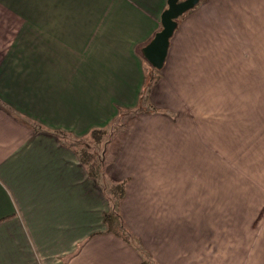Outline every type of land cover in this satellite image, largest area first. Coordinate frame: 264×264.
I'll return each instance as SVG.
<instances>
[{
    "label": "crops",
    "instance_id": "0c3cea01",
    "mask_svg": "<svg viewBox=\"0 0 264 264\" xmlns=\"http://www.w3.org/2000/svg\"><path fill=\"white\" fill-rule=\"evenodd\" d=\"M167 1L0 0V264H264V0L179 17L148 94L176 113L103 149L130 241L69 142L141 106Z\"/></svg>",
    "mask_w": 264,
    "mask_h": 264
},
{
    "label": "trees",
    "instance_id": "16d2710c",
    "mask_svg": "<svg viewBox=\"0 0 264 264\" xmlns=\"http://www.w3.org/2000/svg\"><path fill=\"white\" fill-rule=\"evenodd\" d=\"M199 3V2H198ZM197 5V4H196ZM145 85L144 89L141 93V96H143L144 92L146 94H149L150 89L156 85L157 82H159V77L153 75L151 72L146 71L145 73ZM143 98V97H142ZM150 109L152 110L151 112H154L155 107L153 105H149ZM142 111L141 106L138 107L136 110L130 111V110H124V109H119L118 114L114 120L111 121V123L106 126L105 128H100V129H92L90 130L88 137L86 139L91 140L92 142L94 141L96 144H102L103 149H106L107 145L110 144L113 136L117 134L125 125V123L133 118L134 116L140 114ZM58 135L62 138H66L67 135L62 133V132H57ZM86 139L83 140H71L69 141L72 144V147L74 148L75 152L78 155V158L80 162L86 166L88 170V174L91 178L96 179L99 181L100 186L104 188V191L106 193V196L108 197L110 203H111V211L109 213H106L104 221L108 229H113L114 232H116L119 236L122 238L126 239L127 241L131 240V236L126 230V227L123 224V221L121 217L118 214V206L119 202L123 198L124 192H125V183H119L115 185H109L110 188L106 183H103L102 181V164H103V159L102 156L99 158V161H97L96 158V163L94 165L90 164V155L88 154V147H85L86 151L84 153L82 151L78 152L76 150V147L80 142H85ZM87 153V154H86ZM98 169V170H97ZM112 196V198H111ZM113 223H116L118 225V229H114L115 227L113 226Z\"/></svg>",
    "mask_w": 264,
    "mask_h": 264
},
{
    "label": "water",
    "instance_id": "95a60500",
    "mask_svg": "<svg viewBox=\"0 0 264 264\" xmlns=\"http://www.w3.org/2000/svg\"><path fill=\"white\" fill-rule=\"evenodd\" d=\"M199 0H168L167 8L161 15V30L157 32L151 42L144 47V59L156 69L163 67L166 59L169 38L176 27V20L198 4Z\"/></svg>",
    "mask_w": 264,
    "mask_h": 264
},
{
    "label": "rangeland",
    "instance_id": "374dc122",
    "mask_svg": "<svg viewBox=\"0 0 264 264\" xmlns=\"http://www.w3.org/2000/svg\"><path fill=\"white\" fill-rule=\"evenodd\" d=\"M202 1L203 0H200L199 3H202ZM146 68H147L146 70L148 72H151L155 76L159 75V72H161V69H162L161 68L158 70L156 68H153L147 61H146ZM157 77H159V79H160V76H157ZM157 85H158V82L156 83L155 87H157ZM156 90H157V88H155V92H156ZM176 94H177V91H174L171 88L168 89L167 87H163V93L162 94L157 93V95L154 96V104L153 105L155 107V110L152 113L164 111L163 113H165V114L169 113V114L174 115L176 113L175 112L176 108H177L176 103L178 101L177 100L178 97ZM149 105H151L150 99H148V94H146L144 92L142 103H141L142 110L146 111V112H151L152 110L150 109ZM185 110H186V108H185ZM85 147H88V149L90 150V151H88V154L90 155V162L89 163L94 165L96 163V158H97V161H99V158L102 156L103 146H102V144H96L94 141L92 142L91 140L86 139V143L80 142V144H78V146L76 147V150L78 152L82 151L84 153V151H86ZM101 171L103 174L102 169H101ZM108 187L110 188L109 185H108ZM111 198H112V196H111ZM113 226L114 227L116 226L114 229H118V225L116 223H113Z\"/></svg>",
    "mask_w": 264,
    "mask_h": 264
}]
</instances>
